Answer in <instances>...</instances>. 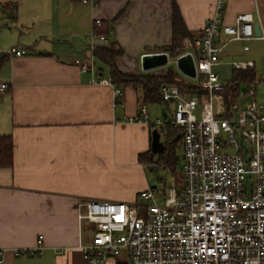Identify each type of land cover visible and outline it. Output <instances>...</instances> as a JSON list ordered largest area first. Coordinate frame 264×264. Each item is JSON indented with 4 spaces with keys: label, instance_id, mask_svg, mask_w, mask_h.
Instances as JSON below:
<instances>
[{
    "label": "crops",
    "instance_id": "0c3cea01",
    "mask_svg": "<svg viewBox=\"0 0 264 264\" xmlns=\"http://www.w3.org/2000/svg\"><path fill=\"white\" fill-rule=\"evenodd\" d=\"M174 5L181 16L176 32ZM214 9V0H0V37L9 10L19 32V44L0 49V82L7 85L0 91V136L12 140V164L0 167V264H88L79 248L85 242L78 218L82 202H133L151 186L145 169L153 165L146 154L156 155L151 132L166 138V124L150 128L130 118L142 103L151 121L168 118L173 107L144 102L143 83L129 78L164 74L166 64L143 69L142 56L171 55L181 38L199 36ZM243 12L251 13L260 35L230 40L220 32L214 69L226 83L234 61H251L254 96L259 82L258 102L264 103V0H224L222 22L233 24ZM96 18L108 28L109 42L113 35L122 50L114 59L126 76L117 103L110 85L90 81L110 77L109 67L92 52L95 45H107L90 36ZM20 48L23 53L15 55ZM85 62L92 71L80 70ZM242 86L241 106L248 102L239 100L248 91ZM37 246L35 253L22 252ZM101 264L125 262L110 257Z\"/></svg>",
    "mask_w": 264,
    "mask_h": 264
},
{
    "label": "built area",
    "instance_id": "2783aa9c",
    "mask_svg": "<svg viewBox=\"0 0 264 264\" xmlns=\"http://www.w3.org/2000/svg\"><path fill=\"white\" fill-rule=\"evenodd\" d=\"M214 1V13L199 36L181 38L174 45V57L165 52L181 76L194 79L202 91L189 95L177 85L162 84L161 98L173 102L170 116L151 121L142 103L130 118L150 128L167 123L180 128L183 185L149 186L133 202H82L78 218L86 221L91 237L79 248L88 264H101L121 253L125 264H264V103L236 102L225 110L221 93L225 82L214 69L220 51L214 38L223 32L230 40L249 39L253 19L243 12L233 24H224V0ZM101 24V19L93 20L90 36L108 44V37L97 33ZM22 53L21 48L14 51ZM187 55L194 76L177 66L178 58ZM251 65V61L233 62L235 68ZM80 70L92 71V63H82ZM90 81L110 85L116 103L122 95L111 77ZM6 87L0 82V91ZM158 194L163 196L161 203Z\"/></svg>",
    "mask_w": 264,
    "mask_h": 264
},
{
    "label": "trees",
    "instance_id": "16d2710c",
    "mask_svg": "<svg viewBox=\"0 0 264 264\" xmlns=\"http://www.w3.org/2000/svg\"><path fill=\"white\" fill-rule=\"evenodd\" d=\"M172 24L174 27V31L177 30V26L181 24V16L176 8L173 6L172 11ZM98 34H103L108 36L110 33L108 32V28L105 27L102 22L101 26L97 29ZM184 30H179V33H184ZM92 52L94 57H96L99 61L104 63L109 67L110 77L116 85L120 86L122 82L125 81V75L120 72L114 63V59L122 53V50L116 45L115 41H110L107 45H95L92 48ZM174 53V52H173ZM172 53V54H173ZM131 82L141 81L143 83V100L144 102H165L160 96L159 89L162 84H173L177 85L183 92L188 93L189 95L200 93L202 90L199 89L195 84L191 82L185 81L183 78L179 76L172 68H167L164 74H150V75H139L130 77ZM256 74L254 69L251 67L246 68H233L231 72L230 79L225 83L223 90L221 91L223 95V102L225 110H228L233 104L237 102V98L241 91V86L244 85L247 88L253 87L256 82ZM172 131L175 133V138L173 141H179L181 145V130L179 127L172 125L170 123L166 124V137L167 141L170 138V134ZM182 146V145H181ZM171 148L166 146V152L164 154L160 153L157 162L169 163L170 166H173L172 152ZM147 157H149V161L151 164H155L153 162V155L148 152ZM151 155V157H150ZM12 164V140L9 135H1L0 136V167H9Z\"/></svg>",
    "mask_w": 264,
    "mask_h": 264
},
{
    "label": "rangeland",
    "instance_id": "374dc122",
    "mask_svg": "<svg viewBox=\"0 0 264 264\" xmlns=\"http://www.w3.org/2000/svg\"><path fill=\"white\" fill-rule=\"evenodd\" d=\"M3 19L8 24H5L4 27L1 28L3 30V32L1 33L0 42H2L3 44L0 45V49L7 50L13 44L14 45L19 44V42L17 40L19 38L18 37L19 32H18V27H16L15 24H12V22L14 21V20H12V18L4 17ZM171 56L174 57L173 54H171ZM163 67L166 69L170 67L177 74L181 75L176 70L175 64L173 62H168ZM258 75H259V73H258ZM182 78L187 79L188 81H191V82L195 81L194 79L192 81L189 78H185L183 76H182ZM242 87H244V86H242ZM253 88L252 87L247 88L248 91H246L245 96H242L239 98L241 103H246L247 101L250 102L253 100H257L256 102H258L259 93H263L262 91H260L259 82L255 85L256 96H254ZM258 103H261V102H258ZM170 113H171V109L167 111L168 117L170 116ZM152 121H153V119H152ZM170 132H171V134H170V138L168 141L166 140L167 137L165 138V136L162 134H161L160 140L165 142V144L167 143V145H169V147L172 149L171 152L173 154V156H172L173 166H170L171 162H169L168 164L164 163L162 161L157 162V158H158L159 154H156L155 157L153 158V162H156V163L151 165V166L148 165L145 168L150 185L152 187H156L157 189H163L166 187L180 188L183 185V176H182L183 150H182V146L179 144L178 140L176 142L173 141V138L175 137V133H173L172 131H170ZM153 166L156 167V170L150 169V167H153ZM162 200H163V196L161 194H158L157 195V202L161 203ZM82 223H83V231H82L83 240L85 242H88L90 237H91V229L85 220H82ZM116 258L118 260H125V254L121 253L120 255L116 256Z\"/></svg>",
    "mask_w": 264,
    "mask_h": 264
},
{
    "label": "water",
    "instance_id": "95a60500",
    "mask_svg": "<svg viewBox=\"0 0 264 264\" xmlns=\"http://www.w3.org/2000/svg\"><path fill=\"white\" fill-rule=\"evenodd\" d=\"M7 16L12 17V10L5 12ZM253 32L255 35H260V27L256 23L253 25ZM114 40L113 35L110 37V41ZM167 54L165 52H158L152 54H144L141 58L142 68L150 69L157 66L167 64ZM178 68L189 76H194V64L190 56H182L177 60ZM151 152L153 154L160 153L164 149L163 143L160 141V134L157 129H153L151 132ZM150 169L156 170V167H150Z\"/></svg>",
    "mask_w": 264,
    "mask_h": 264
},
{
    "label": "flooded vegetation",
    "instance_id": "af4514ba",
    "mask_svg": "<svg viewBox=\"0 0 264 264\" xmlns=\"http://www.w3.org/2000/svg\"><path fill=\"white\" fill-rule=\"evenodd\" d=\"M162 143L164 145V149L160 153L164 154L166 152V146H167V144H165V142H163V141H162ZM160 153H157V154H160Z\"/></svg>",
    "mask_w": 264,
    "mask_h": 264
}]
</instances>
